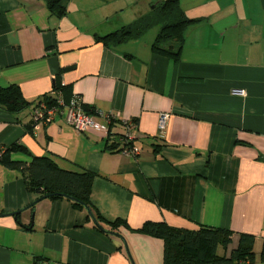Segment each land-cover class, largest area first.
Wrapping results in <instances>:
<instances>
[{
    "label": "crops",
    "instance_id": "obj_1",
    "mask_svg": "<svg viewBox=\"0 0 264 264\" xmlns=\"http://www.w3.org/2000/svg\"><path fill=\"white\" fill-rule=\"evenodd\" d=\"M179 5L198 22L187 28L175 61L152 54L155 27L148 37L149 31L117 46L97 41L132 21L120 0H67L62 18L41 0H0V87L17 86L32 104L20 121L0 110V147L16 143L26 150L12 154L13 161L48 155L63 169L92 173L91 204L105 221L126 224L113 231L119 237L103 233L68 200H39L19 173L0 166V264H164L163 241L138 233L147 222L228 230L227 255L240 235H250L258 257L264 0ZM141 15L136 9L131 19ZM56 85L64 87L65 104L78 96L97 122L109 125L112 116V134L134 123L139 154L105 150L106 137L75 132L61 114L29 132L35 104ZM161 115H168L162 138Z\"/></svg>",
    "mask_w": 264,
    "mask_h": 264
},
{
    "label": "trees",
    "instance_id": "obj_2",
    "mask_svg": "<svg viewBox=\"0 0 264 264\" xmlns=\"http://www.w3.org/2000/svg\"><path fill=\"white\" fill-rule=\"evenodd\" d=\"M41 1L44 2L49 13L56 18H62L67 14V0ZM196 22L198 20L186 17L180 8L179 0H162L151 7L149 13L113 33L98 37L97 41L106 47L117 46L138 39L155 27L158 31L150 46L152 54L177 61L185 32ZM63 90L64 87L56 85L53 92L60 93L63 98ZM55 100V97L49 95L44 96L39 102L45 101L48 105H54ZM31 106L32 104L23 98L17 86L0 87V110L11 115L16 121H20V117ZM82 107L86 114L90 116L94 114L83 103ZM31 115L27 124L29 132L33 131ZM113 120L108 125L105 150L121 152L120 142L124 128L120 135L112 134ZM17 153L27 154L26 150L16 143L8 147H0V166L19 173L26 189L37 194L39 200H68L74 209L84 211L89 220V214L93 215L99 225L93 227L101 232L106 226L111 232L118 226L126 227L125 222L120 220L105 221L91 204L90 193L94 179L92 173L84 169L76 171L63 169L52 156L48 155L34 157L28 164L11 160V155ZM138 233L163 241L164 264H251L256 261L264 263V242L257 257L254 252L255 239L250 235H240L238 246L227 255L233 236L228 230L208 227L186 230L170 227L165 223L147 222ZM220 250L222 254H219Z\"/></svg>",
    "mask_w": 264,
    "mask_h": 264
},
{
    "label": "built area",
    "instance_id": "obj_3",
    "mask_svg": "<svg viewBox=\"0 0 264 264\" xmlns=\"http://www.w3.org/2000/svg\"><path fill=\"white\" fill-rule=\"evenodd\" d=\"M232 94L242 97L245 96V92L240 90H234ZM50 95L56 99L54 105H48L45 101H41L32 112L31 121L34 131L49 125L57 115L61 114L64 116L65 123L79 134L85 133L88 130H93L103 137L108 136V125H103L97 122L92 116L86 114L82 107V100L78 96H73L71 100L65 104L60 93L52 92ZM167 117L168 115H161L158 121V136L160 138L163 137ZM113 119L112 116L106 117L108 124ZM122 126L124 128V134L120 142L121 153L128 156L138 155L139 149L133 144L134 123L124 122Z\"/></svg>",
    "mask_w": 264,
    "mask_h": 264
},
{
    "label": "rangeland",
    "instance_id": "obj_4",
    "mask_svg": "<svg viewBox=\"0 0 264 264\" xmlns=\"http://www.w3.org/2000/svg\"><path fill=\"white\" fill-rule=\"evenodd\" d=\"M122 3H124V17L128 18V20H132V21H128V25L133 23L135 20L131 19V14L133 11H135L136 9L140 10L142 12V15H145L147 13H149L151 7L153 6V4L157 1L154 0L151 2V4L149 2H147L146 0H120ZM140 17V16H139ZM138 17V18H139ZM130 22V23H129ZM155 28H152L151 30H149L148 34H146L145 36L148 37V35H150V31H153Z\"/></svg>",
    "mask_w": 264,
    "mask_h": 264
},
{
    "label": "water",
    "instance_id": "obj_5",
    "mask_svg": "<svg viewBox=\"0 0 264 264\" xmlns=\"http://www.w3.org/2000/svg\"><path fill=\"white\" fill-rule=\"evenodd\" d=\"M161 1H162V0H157V1L154 3V5L159 4ZM154 5H153V6H154ZM153 6H152V8H153ZM89 215H90V219H91V221L93 222V224L96 225V226H99L98 223H97V221H96V219L93 217V215H91V214H89ZM102 231H103L104 233L108 234V235H114V236L119 237V235L114 234L113 232L106 231V230H103V229H102ZM125 249H126V251H127V247H126V246H125ZM127 253H128V251H127Z\"/></svg>",
    "mask_w": 264,
    "mask_h": 264
}]
</instances>
